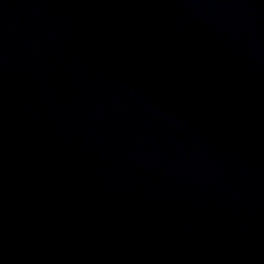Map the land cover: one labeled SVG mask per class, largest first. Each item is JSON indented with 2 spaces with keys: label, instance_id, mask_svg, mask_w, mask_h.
I'll use <instances>...</instances> for the list:
<instances>
[{
  "label": "water",
  "instance_id": "95a60500",
  "mask_svg": "<svg viewBox=\"0 0 264 264\" xmlns=\"http://www.w3.org/2000/svg\"><path fill=\"white\" fill-rule=\"evenodd\" d=\"M0 264H264V0H0Z\"/></svg>",
  "mask_w": 264,
  "mask_h": 264
}]
</instances>
